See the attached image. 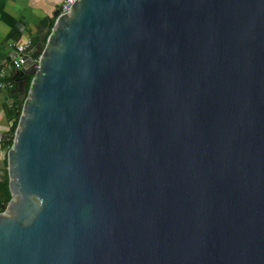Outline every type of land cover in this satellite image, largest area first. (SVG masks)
Returning a JSON list of instances; mask_svg holds the SVG:
<instances>
[{
    "label": "water",
    "instance_id": "obj_1",
    "mask_svg": "<svg viewBox=\"0 0 264 264\" xmlns=\"http://www.w3.org/2000/svg\"><path fill=\"white\" fill-rule=\"evenodd\" d=\"M34 48L0 264H264V0H76Z\"/></svg>",
    "mask_w": 264,
    "mask_h": 264
},
{
    "label": "crops",
    "instance_id": "obj_2",
    "mask_svg": "<svg viewBox=\"0 0 264 264\" xmlns=\"http://www.w3.org/2000/svg\"><path fill=\"white\" fill-rule=\"evenodd\" d=\"M63 2L64 0H0V71L9 64L16 43L31 40L33 49L40 44L50 32ZM9 72L12 75L18 71ZM10 94L9 88L0 86V173L4 158L1 140L14 116Z\"/></svg>",
    "mask_w": 264,
    "mask_h": 264
},
{
    "label": "trees",
    "instance_id": "obj_3",
    "mask_svg": "<svg viewBox=\"0 0 264 264\" xmlns=\"http://www.w3.org/2000/svg\"><path fill=\"white\" fill-rule=\"evenodd\" d=\"M55 22L52 23L51 28L53 27ZM50 28V31H51ZM50 33V32H49ZM48 33V34H49ZM48 36V35H47ZM11 78L14 81V86L9 88L10 95L13 99V107H14V116L11 119V123L9 125V128L5 135L3 136L1 140V149L4 153L3 158V167L1 166V169L3 170V175L0 178V202L8 201L11 198V193L9 189V176H8V159H7V152L9 148L11 147L14 139V133L16 130V127L19 122L20 114L22 111L21 103H22V91L20 90V75L19 73H15L11 75ZM32 77L30 76L27 83V89H29L30 82ZM3 208L0 206V211H2Z\"/></svg>",
    "mask_w": 264,
    "mask_h": 264
},
{
    "label": "built area",
    "instance_id": "obj_4",
    "mask_svg": "<svg viewBox=\"0 0 264 264\" xmlns=\"http://www.w3.org/2000/svg\"><path fill=\"white\" fill-rule=\"evenodd\" d=\"M76 0H64L62 3L60 12H66L68 11L73 3ZM15 52H13L12 57L9 59V64H7L6 67L2 68L0 71V86L11 88L14 86V81L11 78V74L9 71H18L20 70L25 62V58L23 57V54L28 50L32 48V42L31 40H28L25 43H16L15 45ZM1 130V126H0Z\"/></svg>",
    "mask_w": 264,
    "mask_h": 264
},
{
    "label": "rangeland",
    "instance_id": "obj_5",
    "mask_svg": "<svg viewBox=\"0 0 264 264\" xmlns=\"http://www.w3.org/2000/svg\"><path fill=\"white\" fill-rule=\"evenodd\" d=\"M1 166L3 167V163L1 164ZM3 173H4V172H3V170L1 169V173H0L1 175H0V176H2Z\"/></svg>",
    "mask_w": 264,
    "mask_h": 264
}]
</instances>
